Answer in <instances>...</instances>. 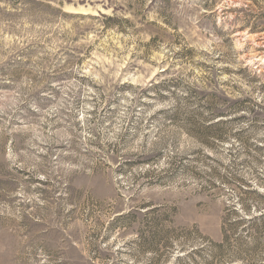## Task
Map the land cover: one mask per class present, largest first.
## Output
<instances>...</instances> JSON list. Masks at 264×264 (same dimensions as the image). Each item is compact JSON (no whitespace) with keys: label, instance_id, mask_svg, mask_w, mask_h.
Here are the masks:
<instances>
[{"label":"rangeland","instance_id":"obj_1","mask_svg":"<svg viewBox=\"0 0 264 264\" xmlns=\"http://www.w3.org/2000/svg\"><path fill=\"white\" fill-rule=\"evenodd\" d=\"M260 215L264 0H0V264H264Z\"/></svg>","mask_w":264,"mask_h":264},{"label":"trees","instance_id":"obj_2","mask_svg":"<svg viewBox=\"0 0 264 264\" xmlns=\"http://www.w3.org/2000/svg\"><path fill=\"white\" fill-rule=\"evenodd\" d=\"M216 117H221V116L214 115V116H212L211 118L213 119V118H216ZM217 123H219V122H217ZM263 218H264V215H260L258 218H255V219L250 218L248 222L258 221V220H261V219H263ZM223 238H224V241L227 240V238H225V231H224V234H223Z\"/></svg>","mask_w":264,"mask_h":264}]
</instances>
